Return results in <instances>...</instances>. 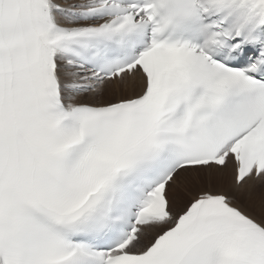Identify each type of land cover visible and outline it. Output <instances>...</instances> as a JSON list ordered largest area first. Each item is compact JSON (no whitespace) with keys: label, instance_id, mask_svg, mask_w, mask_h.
Listing matches in <instances>:
<instances>
[{"label":"snow or ice","instance_id":"6c2138e0","mask_svg":"<svg viewBox=\"0 0 264 264\" xmlns=\"http://www.w3.org/2000/svg\"><path fill=\"white\" fill-rule=\"evenodd\" d=\"M0 264H264V0H0Z\"/></svg>","mask_w":264,"mask_h":264}]
</instances>
